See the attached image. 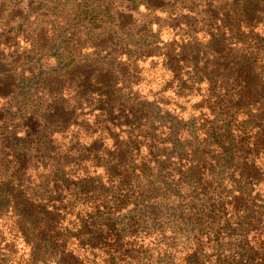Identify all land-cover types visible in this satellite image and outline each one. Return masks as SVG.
<instances>
[{"label": "rangeland", "instance_id": "1", "mask_svg": "<svg viewBox=\"0 0 264 264\" xmlns=\"http://www.w3.org/2000/svg\"><path fill=\"white\" fill-rule=\"evenodd\" d=\"M32 1L29 7L28 0L1 2L3 9L11 7V11L9 22L0 25V33L9 31L3 34L1 43L5 44L0 46V55L7 61L0 62V84H4L0 89V116L8 119L12 113L11 121L19 126L7 137L11 138L10 148L32 163L26 175L28 193L39 190L43 183L39 180L47 171L45 165L35 161L49 154L46 140L35 131L36 123L31 118L41 116L42 107L54 106V96L60 95L69 105L61 116L68 122L76 119L75 126L67 129L69 136L50 137L53 145L59 147L65 178L70 181L65 183L61 196L74 194L72 183L85 178L93 179L97 187L101 181L107 190L105 175L113 171L109 168L122 165L120 171L129 174L133 192L120 218L151 206L157 212H171L178 207L175 216L180 215L179 224L186 225L181 214L191 202L196 203L198 195L200 200L208 193L211 199L225 198L229 202V196L234 195H230V188L225 190L226 183L222 187L216 182L219 170L212 158L219 154L215 146H207L215 143L207 133L213 129L225 139L224 122L235 130L247 125L252 135L257 130L264 131V83L252 66H259L255 53L227 43L222 45L214 38L210 41L206 36V17L196 0H166L162 11H149L142 4L144 1L151 7L158 0ZM218 1L215 5L228 3L235 11L238 4L250 7L246 13L254 14V0ZM191 7V13L187 12ZM260 16L254 17L255 23L261 22ZM62 40H66L63 47ZM131 55L137 60H131ZM94 77L92 84L101 97L114 99V103L104 106L103 117L101 110L92 111L99 106L96 96L92 95L90 105H83L82 112L75 109L77 101L71 97L85 93L87 85L81 79L87 82ZM68 85L84 86L73 91L74 88L67 89ZM225 100L229 101L228 106ZM53 120L47 122L49 129L56 125ZM132 121L136 123L132 125ZM27 122H31L28 135L23 128ZM76 133L77 140L71 137ZM5 137V133H0L1 149ZM115 149L117 155L112 157ZM6 152L10 154V150ZM237 156L235 160L240 163ZM7 159L14 165L11 157ZM254 167L256 171L248 174L247 187L264 205V158L258 159ZM52 170L59 173V165ZM119 190L117 187L116 192ZM2 199L1 189L0 235L7 237L6 225L11 226V219L4 216ZM75 206L76 213L79 205ZM152 216H156L153 209ZM134 221L142 226L146 222ZM164 228L167 236L175 229L168 222ZM239 237L236 233L235 238ZM252 237L251 234L246 239L252 243ZM16 243L8 244V251L0 250V255L9 253L19 261L25 251L21 239ZM141 246L147 248L148 240Z\"/></svg>", "mask_w": 264, "mask_h": 264}, {"label": "trees", "instance_id": "2", "mask_svg": "<svg viewBox=\"0 0 264 264\" xmlns=\"http://www.w3.org/2000/svg\"><path fill=\"white\" fill-rule=\"evenodd\" d=\"M4 1L0 0L1 26H5L2 22L8 21L11 11V7L3 9L1 2ZM31 1L28 0V7L33 5ZM164 1L166 0H158V3H154L151 7L144 1L142 4L149 11H162L166 9ZM196 2L197 6L202 7L201 13L206 17L205 25L208 27L206 36L210 41L214 38L221 41L222 45L227 43L254 52L259 66L255 64L252 66L259 81L264 83V0H254L253 16L252 13H246L247 8L250 7L240 4L235 11L231 10L232 5L228 3L215 5L219 3L218 0H196ZM191 10L193 7L187 9V12L191 13ZM256 15H261V22H254ZM210 30L217 38L213 37ZM7 31L0 33V46L5 44V41L1 43V40ZM66 40L61 41L62 47ZM130 59L137 60L133 55ZM0 62L7 61L1 56ZM94 79L95 77L88 79L87 82L81 79L82 83L87 85L85 93L71 94V97L77 101L75 109L82 112L83 105H90L93 101L92 95L96 96L99 106L92 111L101 110L103 117L104 106L114 103L112 102L114 99H103L99 89H96L97 86L92 84ZM84 85L80 87L83 88ZM3 86L4 84H0V89ZM70 87L71 85H68L67 89ZM80 87H71V89L79 91ZM49 98L51 97L48 96ZM53 100L54 106H50L49 109L42 107L43 114L31 118L36 123L35 131L41 134L40 137L46 140L49 147L47 150L49 154L45 153L44 157L35 161L37 165H45L47 170L44 173L46 175L39 180V183L41 180L43 183L36 193H28L30 186L26 175L28 166L32 164L31 161L25 159V155H17V150L10 148L11 138L7 137L10 132H16L19 126L11 121L12 113L7 116L8 119L0 116L2 125L0 133H5L6 136L3 138L5 142L2 141L3 148H0V190H3L1 202L6 208L4 216H9L8 220L11 219V226L6 225L7 237L0 235V247H2L0 250L7 252L8 244L12 243L14 246L21 239L25 251L20 255L19 261H15V257H10L9 253L7 255L3 253L0 258L7 259H1L0 264H176V261L177 264H264V205L258 197L252 196V188L247 187V178L250 177L248 174L256 171L255 162L264 158L262 129L252 135L246 129L247 125L235 130L229 122H224L223 132L227 136L225 139L223 136L218 137L213 129L210 132L207 130L209 132L207 135L215 140V143L207 146H215L219 154L212 158L213 164L219 170V180L216 182L219 186L223 184L222 187L226 183L225 190L230 188V195H234L229 196V202H225V198L211 199L208 193H205V197L200 200L201 195H198L196 203L191 202V206L187 205L185 212L181 214V217L186 219V225L179 224L180 215L175 216L179 213L178 207L171 212L165 210L157 212L156 207L151 206L147 210L134 211V214L129 213L120 218L133 192L129 174L120 171L122 165L109 168L113 169L110 174H107L108 167L105 169L107 174L105 177L109 184L107 190L101 181L98 182L97 187L93 179L85 178L72 183L75 188L74 194L61 196L60 192L66 190L65 183L70 181L65 178L63 166L65 163L59 147L53 145L50 137L69 136L67 129L75 126L76 119L68 122L64 116H61L63 111L69 110L65 98L55 95ZM223 102L224 104L227 102L228 106L229 101ZM42 106H45V103H42ZM105 115L109 113L106 112ZM131 116L136 118L134 114ZM128 118L129 115H126V119ZM49 120L56 122L51 129L47 127ZM131 123L134 125L136 122ZM23 128L26 130V135L30 134L31 122H27ZM88 130L85 129L87 132ZM76 134L71 136L76 137L75 140L79 137V134ZM70 147L68 154L71 153L72 145ZM7 149L10 150V154H7ZM115 153L116 149L111 154L112 157L117 155ZM258 155L261 158H258ZM236 156L241 158L240 163L236 162ZM7 157L13 159L14 165L8 162ZM56 165H59V173L52 170ZM166 168L161 169L166 170ZM117 187H120L118 194ZM75 204L79 205L76 213ZM151 208L156 216H152ZM135 219L146 222H143L144 226H142L135 222ZM165 222L175 228L172 229L170 236L164 234ZM176 224L178 226H174ZM236 233L240 236L238 240L235 238ZM179 234H182L181 241L177 240ZM251 234L252 243L246 239ZM261 238L262 240H259ZM146 240L149 246L142 248L141 244ZM250 243L253 244L252 248ZM177 247H180L179 250Z\"/></svg>", "mask_w": 264, "mask_h": 264}]
</instances>
